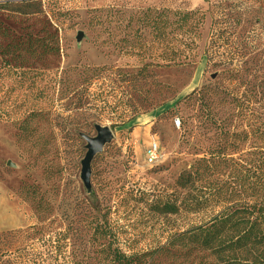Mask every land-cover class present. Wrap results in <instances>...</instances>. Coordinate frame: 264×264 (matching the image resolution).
Here are the masks:
<instances>
[{
  "label": "rangeland",
  "instance_id": "1",
  "mask_svg": "<svg viewBox=\"0 0 264 264\" xmlns=\"http://www.w3.org/2000/svg\"><path fill=\"white\" fill-rule=\"evenodd\" d=\"M217 1L0 0V264L33 247L32 228L45 238L50 229H66L76 245L89 246L100 221L110 241L148 251L177 244L179 232L207 219L169 214L163 205H173L180 173L219 141L200 102H183L223 82L220 70L204 71L202 57ZM234 1L241 13L250 6L254 20L264 21V0H221ZM189 39L196 41L187 47ZM192 48L195 63L174 64L177 51ZM160 57L169 66H160ZM147 64L149 74L137 75ZM100 68L109 78L89 90L106 97L111 120L89 110L77 123L67 77L82 85L77 73L91 77ZM133 109L132 121L115 124ZM97 127L109 128L112 139L85 174L87 140L97 137ZM154 144L158 159L149 164Z\"/></svg>",
  "mask_w": 264,
  "mask_h": 264
},
{
  "label": "trees",
  "instance_id": "2",
  "mask_svg": "<svg viewBox=\"0 0 264 264\" xmlns=\"http://www.w3.org/2000/svg\"><path fill=\"white\" fill-rule=\"evenodd\" d=\"M253 13L250 6L241 13L235 1L230 6L221 0L213 4L202 57L204 71L220 70L223 82L183 98L192 105L200 102L206 112V127L219 141L180 173L173 205L165 203L163 209L169 214H206L207 219L179 232L177 244L148 251H127L110 241V230L100 221L94 230L97 237L89 246L76 245L74 235L66 229H50L45 238L32 228L33 247L19 250L5 264H161L164 258L171 259V264H264V21L254 20ZM189 40L187 47L196 41ZM193 50L177 51L174 64L195 63ZM160 58L165 62L160 66H169L165 57ZM150 66H144L137 75H148ZM103 70L93 69L91 77L77 73L83 78L82 85L67 77V97L75 96L70 99L71 117L77 123L89 110L111 120V104L106 97L89 90L93 81L103 77ZM142 107L143 114L152 109L149 104ZM128 113V117H117L115 124L124 126L138 112L133 109Z\"/></svg>",
  "mask_w": 264,
  "mask_h": 264
},
{
  "label": "water",
  "instance_id": "3",
  "mask_svg": "<svg viewBox=\"0 0 264 264\" xmlns=\"http://www.w3.org/2000/svg\"><path fill=\"white\" fill-rule=\"evenodd\" d=\"M83 38V34L79 33L77 36V40L80 41ZM215 78V76H213ZM97 137L93 139H88L87 153L83 161V172L85 174L88 173L90 168V163L93 157L99 153L102 148L111 141L112 132L109 128L106 127H97Z\"/></svg>",
  "mask_w": 264,
  "mask_h": 264
},
{
  "label": "built area",
  "instance_id": "4",
  "mask_svg": "<svg viewBox=\"0 0 264 264\" xmlns=\"http://www.w3.org/2000/svg\"><path fill=\"white\" fill-rule=\"evenodd\" d=\"M176 126H179L178 121L175 122ZM158 159V151H157V146L154 144L152 145L147 153V162L149 164H154Z\"/></svg>",
  "mask_w": 264,
  "mask_h": 264
},
{
  "label": "crops",
  "instance_id": "5",
  "mask_svg": "<svg viewBox=\"0 0 264 264\" xmlns=\"http://www.w3.org/2000/svg\"><path fill=\"white\" fill-rule=\"evenodd\" d=\"M145 118H146V117H145V115H143V116H141V117H138L137 119L135 118V121H136V120H141V121H144V120H145Z\"/></svg>",
  "mask_w": 264,
  "mask_h": 264
}]
</instances>
